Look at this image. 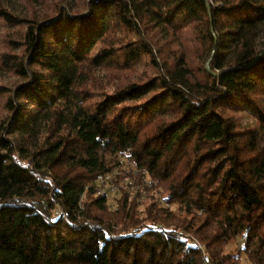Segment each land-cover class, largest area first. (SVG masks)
I'll return each mask as SVG.
<instances>
[{
  "label": "trees",
  "instance_id": "16d2710c",
  "mask_svg": "<svg viewBox=\"0 0 264 264\" xmlns=\"http://www.w3.org/2000/svg\"><path fill=\"white\" fill-rule=\"evenodd\" d=\"M86 2L0 0V264H264V0Z\"/></svg>",
  "mask_w": 264,
  "mask_h": 264
},
{
  "label": "rangeland",
  "instance_id": "374dc122",
  "mask_svg": "<svg viewBox=\"0 0 264 264\" xmlns=\"http://www.w3.org/2000/svg\"><path fill=\"white\" fill-rule=\"evenodd\" d=\"M39 1L42 2L43 5L38 4ZM53 1L55 2H59V3H63L69 11H73V10H77V11H82L85 10L86 8L84 7L85 4L87 3V0H3V3L5 4V6H7L9 8V11L11 13L14 14V16H18V17H25L27 19L31 18L32 16H42L43 13H45V9L48 6V2ZM7 31H11V29L6 28L5 26L0 27V32L7 34ZM19 30L15 31V35L18 36ZM21 33H22V40H23V32H22V28H21ZM261 38H260V42L264 43V27H263V31L261 33ZM0 47H3L1 41H0ZM152 70L147 66H140L137 69V72L135 74L136 78H143L145 75L151 74ZM105 74H108V72H106ZM19 78H17L16 76L12 75V74H8L5 71L0 72V83L7 87L8 89H13V86L15 84H18L19 82ZM101 84L102 86L107 89V90H112L113 84H110L108 82V78L104 75L102 77L101 80ZM6 113V110H0V116H2L3 114ZM240 119L242 120L243 124L246 123H250L252 121V119H250V115L246 112H242L240 114ZM19 138L18 134L14 135V139L15 141ZM125 161V160H124ZM122 161L121 165L122 168H125L127 165L125 164V162ZM119 171L115 170L113 173L108 174L106 176H104V179L99 180L97 182V184L99 185V190L97 193H106L107 195V200H108V206L110 207L111 210L115 209V203L118 200V198L121 196V191L127 192L129 193L131 196L132 195H137V198L139 200L140 203V207L139 209L144 210V207L146 208L145 202L147 201V196L146 193L144 192V189H142V187H139L138 185H135L134 183H132V180L130 181V179H119ZM153 195L155 197V199L157 200L156 203L159 206H167L168 204H165L159 197L158 192L154 191ZM170 208H172V210H174L176 208V205H168ZM241 238H237L234 239L230 245H228L226 247V252H230L232 251L233 253H239V249L242 246V242L240 240ZM196 244L199 245V247L201 248V250H203V247L201 244L197 243ZM206 251H204L203 256H206ZM240 259L238 261L237 264H252L246 256H243L242 253L239 255ZM209 258V257H207ZM203 262H204V258H203ZM204 264H212L211 260L209 259V263H205Z\"/></svg>",
  "mask_w": 264,
  "mask_h": 264
},
{
  "label": "built area",
  "instance_id": "2783aa9c",
  "mask_svg": "<svg viewBox=\"0 0 264 264\" xmlns=\"http://www.w3.org/2000/svg\"><path fill=\"white\" fill-rule=\"evenodd\" d=\"M203 258L205 263H209V258H207L206 256H203Z\"/></svg>",
  "mask_w": 264,
  "mask_h": 264
},
{
  "label": "water",
  "instance_id": "95a60500",
  "mask_svg": "<svg viewBox=\"0 0 264 264\" xmlns=\"http://www.w3.org/2000/svg\"><path fill=\"white\" fill-rule=\"evenodd\" d=\"M215 47V46H214ZM208 63V62H207Z\"/></svg>",
  "mask_w": 264,
  "mask_h": 264
}]
</instances>
